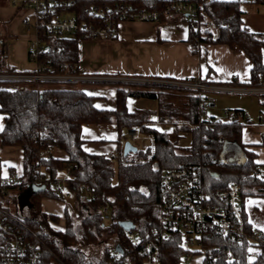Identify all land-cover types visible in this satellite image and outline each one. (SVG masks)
Returning <instances> with one entry per match:
<instances>
[{"label":"trees","instance_id":"16d2710c","mask_svg":"<svg viewBox=\"0 0 264 264\" xmlns=\"http://www.w3.org/2000/svg\"><path fill=\"white\" fill-rule=\"evenodd\" d=\"M50 1V0H49ZM68 4V10L78 21L100 25L89 10L93 6L130 5L134 10L162 9L159 0H58ZM264 6V0H256ZM199 11L194 21L184 15L162 17L159 24L184 20L189 25L188 42L197 54L203 44H220L243 51L252 61L251 81L246 87H264V34H256L243 26V2L198 0ZM24 9L25 4L21 3ZM217 25V33L207 26ZM118 24L113 27L116 38ZM52 48L50 55L37 59L41 68L49 66L58 74L67 65L71 74H78L79 44L89 40L82 32L64 36L42 34ZM0 74H22L5 59V42L0 36ZM42 72V71H41ZM11 88H0V116L5 127L0 132L3 145L23 151V173L0 182V221L11 229L21 231L29 242L38 245L43 264H111L115 255L121 264H185L187 258L199 253L182 246L183 234L167 231L159 223L158 204L164 196L162 176L171 168L200 167L206 191L215 196L231 184L241 189L244 209L246 199L264 197V177L257 171V155L243 141V131L251 121L245 111L234 110L235 118L205 119L202 103L210 102L207 92L185 87L156 84L114 83L116 107L96 106L100 96L82 89H63L57 82L0 80ZM238 82L225 86H238ZM124 86V87H123ZM264 105V95H258ZM129 98L158 102L156 110H129ZM113 125L118 132L116 154H95L84 149L87 126ZM140 130V135L152 140V148L138 149L137 159L124 155V130ZM264 147V134L262 142ZM62 150L66 157H55ZM264 166V164H262ZM71 169V188L78 210L77 223L65 209V230H56L60 217L42 210L45 198L62 200L54 184L65 170ZM18 175L19 180H13ZM31 186L43 188L31 192L29 206L21 208L19 199ZM85 186V189H82ZM107 206L110 220L101 210ZM14 208V209H13ZM245 218V212H244ZM121 222L135 225L132 231L137 244L127 237ZM248 233L254 229L245 221ZM106 237L112 239L107 244ZM9 239L0 230V243ZM120 246L122 253L116 250ZM203 246L214 251L212 264H246L249 242H237L214 234L205 236ZM46 247L47 250L42 249ZM218 248L216 251L215 249ZM253 264H264V246H255ZM232 257V258H230Z\"/></svg>","mask_w":264,"mask_h":264},{"label":"built area","instance_id":"2783aa9c","mask_svg":"<svg viewBox=\"0 0 264 264\" xmlns=\"http://www.w3.org/2000/svg\"><path fill=\"white\" fill-rule=\"evenodd\" d=\"M130 1V0H128ZM164 3L162 9L148 10L145 8L134 10L130 5L116 4L105 6H93L89 10L90 16L100 25L87 24L78 21L68 10V4L58 0H21L25 7L32 11L35 18L34 24L27 25L34 30L35 36L28 45V56L32 61H37L40 56L50 55L52 48L42 34L48 36H64L76 32H82L86 38L106 40L113 37V27L123 21H142L159 23L162 17H174L184 15L190 21H194L199 11L198 0H159ZM18 1L14 0V4ZM207 26L217 29V25L208 22ZM37 63V62H36ZM37 70L33 73L0 74V80H24L35 82H98L101 78L83 77L79 74H71L68 66H63V71L58 74L51 73V68H41L37 64ZM42 71V72H41ZM109 81L156 84L185 87L202 92H227L233 90L231 86L212 85L200 80L171 82V81H147L123 78H111ZM257 95H264V87H247ZM202 107L207 106L202 103ZM226 118H235V113L225 110ZM245 118L251 121V116L245 112ZM264 122V118L262 120ZM133 141L140 139V130L130 131ZM257 171L264 177V166L256 165ZM71 169L67 170V176L60 178L54 184V191L66 202L74 198L71 188ZM13 180H19L16 175ZM164 196L158 204L159 223L167 231H179L183 234L182 246L186 249L197 251L201 256V264H212L215 260L214 251L203 246L206 235L211 238L214 234H220L230 240L244 243L249 242L246 253V264H253L255 246H264V233L254 230L251 233L245 230L244 209L241 201V189L231 184L223 191L212 196L206 191L202 181V170L196 166H183L171 168L164 172L161 180ZM82 186V189H85ZM106 221L110 220L107 206L101 210ZM0 230L6 233L9 239L0 243V264H43V253L38 245H35L21 233L15 231L3 221H0ZM127 237L137 244L132 231L127 232ZM216 248V247H214ZM216 251L218 248L215 249ZM232 258V257H230ZM191 258L186 259V263ZM185 263V264H186ZM111 264H121L118 255H115ZM151 264H157L155 260Z\"/></svg>","mask_w":264,"mask_h":264},{"label":"crops","instance_id":"0c3cea01","mask_svg":"<svg viewBox=\"0 0 264 264\" xmlns=\"http://www.w3.org/2000/svg\"><path fill=\"white\" fill-rule=\"evenodd\" d=\"M241 1L244 10L243 26L253 33L264 34V6L256 0H251L247 5H245V0ZM13 15L20 16L19 22L24 21L29 32L23 36L25 43L16 40L19 22L11 23L8 25V29L5 28L4 23H7ZM32 20L35 22L33 13L27 8L0 6V22L2 23L0 36L5 42L6 62L24 73H33L38 68L37 63L29 58L27 52L28 45L35 36L34 30L27 25V22L32 24ZM188 37L189 25L184 20L162 24L142 21L120 22L115 39H89L80 42L78 74L83 77L101 78L103 82H107L111 78H123L178 83L200 80L203 83L224 86L239 83L238 86L234 85L231 88L249 85L253 63L243 51L240 49L233 50L226 45L203 44L200 46L199 52L195 54L188 42ZM0 88H11V86ZM245 90L252 91L246 86ZM114 95L116 97V92ZM210 106H214V103H211ZM262 120L261 118L259 120L260 125L254 128L251 127L253 126L251 123L248 124L243 135V138L245 135L257 137L245 141V143L251 145L248 146V149L256 153V161L260 164H264V147L259 145L264 134V122ZM4 127L5 118L1 115L0 132ZM100 127L102 126L85 127L83 137L84 133L87 136L93 130H100ZM84 139L90 142V138ZM115 154L116 143L115 152L109 155ZM11 169H14L15 174L22 175L23 151L19 147L3 145L0 139V182L1 179L7 180L9 178ZM65 171L67 176V170ZM50 200L45 198L42 201L47 203ZM64 203L62 216L48 212L59 216L60 224L64 222L65 209L68 206V202ZM244 212L245 221L254 230L264 233V197L254 196L246 199Z\"/></svg>","mask_w":264,"mask_h":264},{"label":"rangeland","instance_id":"374dc122","mask_svg":"<svg viewBox=\"0 0 264 264\" xmlns=\"http://www.w3.org/2000/svg\"><path fill=\"white\" fill-rule=\"evenodd\" d=\"M18 3L14 5V1L12 0H0V6L8 7V8H17L21 4V0H17ZM251 0H245V5L250 3ZM20 16L13 15L11 19L4 23L5 28L8 29V25L11 23H16L20 21ZM34 24V20L31 21ZM0 26L2 23L0 22ZM7 31V30H6ZM18 34L16 35V40L25 43L23 36L29 32L25 27L24 21L19 22L18 24ZM214 32L217 33V29H214ZM1 39V38H0ZM10 40V39H8ZM27 46V43H26ZM191 81V80H188ZM117 82L113 81H98V82H57L54 86L63 89H82L88 93L98 95L100 98L96 101V106L101 109H113L116 107V97L115 92L117 90L118 85L114 84ZM123 83V82H120ZM9 86L7 84L0 83V87ZM124 87V86H123ZM233 91L227 92H208L206 93L207 97L209 98L210 102L204 110V118L211 119L215 118L217 120H225L226 117L224 115L225 110H243L246 111L251 116V126L254 128L257 125H260L259 120L264 118V105L261 103L259 96L253 92H249L245 90V86L240 88L232 87ZM235 90V91H234ZM211 103H214V106H210ZM129 110H136V109H148V110H156L158 108V102L156 100L150 99H135L129 98L127 101ZM251 128V129H252ZM100 130H93L90 134L88 133L87 136L84 133V138H90V142H87L85 145V149L92 153H105V154H113L115 152V143L114 140L117 139L118 133L116 128L113 126H102L99 128ZM249 129V130H251ZM248 130V132H249ZM244 135V131H243ZM123 138L127 141L131 142L134 146H136L141 151H146L148 148H152V140L148 137L141 136L139 140L133 141L130 135V132L124 130ZM257 137L251 136H244L243 140L249 141L250 139H255ZM53 156L55 157H66V153L62 150L55 149L53 151ZM138 155L131 154L130 159H137ZM61 177L66 176V171L62 173ZM42 210L46 213L51 212L62 216L65 203L62 200L51 199L49 202L42 201ZM68 206L70 209V213L74 217V223H77V215L78 210L74 205V199L68 201ZM14 209V208H13ZM25 213L27 211L26 206L23 207ZM51 226L56 230H65V222L60 225L51 224ZM107 244L111 245L112 239L110 237H106ZM43 251L47 250L46 247H42ZM54 264H61L58 260L54 262ZM186 264H201V256L197 255L191 258Z\"/></svg>","mask_w":264,"mask_h":264},{"label":"water","instance_id":"95a60500","mask_svg":"<svg viewBox=\"0 0 264 264\" xmlns=\"http://www.w3.org/2000/svg\"><path fill=\"white\" fill-rule=\"evenodd\" d=\"M138 151V148L134 146L131 142L127 141L124 145V155H128L129 153H135ZM43 188H37L35 186H31L30 189L25 193L21 198L19 199L20 206L23 209L24 206H29V197L31 192H38L42 190ZM120 226L125 231H133L136 227L130 222H121ZM118 253H122V250L120 249V246H118L117 250Z\"/></svg>","mask_w":264,"mask_h":264},{"label":"snow or ice","instance_id":"6c2138e0","mask_svg":"<svg viewBox=\"0 0 264 264\" xmlns=\"http://www.w3.org/2000/svg\"><path fill=\"white\" fill-rule=\"evenodd\" d=\"M89 95H91V93H89Z\"/></svg>","mask_w":264,"mask_h":264}]
</instances>
